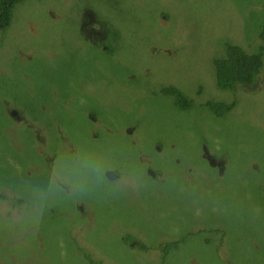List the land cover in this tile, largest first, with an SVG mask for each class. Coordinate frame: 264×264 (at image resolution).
<instances>
[{
    "label": "rangeland",
    "instance_id": "1",
    "mask_svg": "<svg viewBox=\"0 0 264 264\" xmlns=\"http://www.w3.org/2000/svg\"><path fill=\"white\" fill-rule=\"evenodd\" d=\"M89 14L111 28L100 47ZM263 29L264 0L16 4L0 28V207L26 202L60 150L103 155L134 187L50 207L25 244L0 230V264H264V65L225 89L214 64L226 44L256 53ZM209 102L235 107L218 118Z\"/></svg>",
    "mask_w": 264,
    "mask_h": 264
},
{
    "label": "clouds",
    "instance_id": "2",
    "mask_svg": "<svg viewBox=\"0 0 264 264\" xmlns=\"http://www.w3.org/2000/svg\"><path fill=\"white\" fill-rule=\"evenodd\" d=\"M173 99L175 104V98ZM12 109L14 108L9 111ZM44 130L47 128L44 127ZM113 170L107 157L89 149L58 151L56 159L51 160L41 185L26 187V202L18 205L5 203V206L0 207V230L11 234L17 244H25L38 234L44 222L45 212L50 207L82 200L100 190L115 191L134 187L126 185L123 180H110L106 173ZM0 199L3 201L2 196ZM151 254L159 258L158 251ZM112 262L105 259L106 264Z\"/></svg>",
    "mask_w": 264,
    "mask_h": 264
},
{
    "label": "trees",
    "instance_id": "3",
    "mask_svg": "<svg viewBox=\"0 0 264 264\" xmlns=\"http://www.w3.org/2000/svg\"><path fill=\"white\" fill-rule=\"evenodd\" d=\"M22 1L23 0H0V28H8L11 25L12 11L16 4ZM100 28H102L107 37L110 35L111 28L108 24L103 23L102 27ZM85 31L86 29L84 28V32ZM260 37L261 39H264V29L260 34ZM92 42L96 46H102L101 40L94 39ZM263 57V43L258 51L254 54H248L242 48H238L233 44H226L225 55L223 57L217 58L215 61L216 76L219 86L225 89H231L236 84H242L243 86H254L264 65ZM160 93L175 98V104L177 107L182 108L184 106V93L181 90L175 87H166L161 88ZM207 107L213 111L216 117L221 118L225 116L224 114H226L227 111H231L235 106L226 105L222 102H209ZM125 240L129 243L132 238L127 237ZM173 242L174 241H171L165 245H161L162 262H164L167 259L168 254L176 248L178 242ZM140 248L147 250L146 246H141ZM89 259L87 258L89 264H103Z\"/></svg>",
    "mask_w": 264,
    "mask_h": 264
},
{
    "label": "flooded vegetation",
    "instance_id": "4",
    "mask_svg": "<svg viewBox=\"0 0 264 264\" xmlns=\"http://www.w3.org/2000/svg\"><path fill=\"white\" fill-rule=\"evenodd\" d=\"M84 28L86 29L85 31L86 34L92 37L93 40L96 39V40H101V42H104L107 39L105 32L102 30V28L99 27L98 21L95 20L91 14H89V17L87 19V22ZM12 110H11L12 112L9 111V114H11L12 116H17V118L15 119L16 122H19L20 124L23 123V117L20 111L16 109H12ZM55 121H58V120H55ZM50 127H51L50 123L45 125V128L47 129H49ZM130 145L134 148L133 150L139 155L140 157L139 160L142 164H145L146 162H148L147 157H148L149 149H146L145 147H141L140 145H138V143L136 144L135 141L131 142ZM153 158L154 157H151L150 159H153ZM218 164H219L218 162L213 161V165L216 166ZM114 173H115L114 171H110L106 173V175L110 178V180L115 179V177L120 178L121 176L120 174L115 175ZM110 174L112 175V177L109 176ZM146 174L151 175L155 180L159 179V175L156 172H154L151 168H147ZM141 246H144V243L142 241H139L138 248H140ZM157 248H161V245L159 244L158 246H156L155 249ZM153 251L155 250L154 249L150 250L151 253Z\"/></svg>",
    "mask_w": 264,
    "mask_h": 264
},
{
    "label": "water",
    "instance_id": "5",
    "mask_svg": "<svg viewBox=\"0 0 264 264\" xmlns=\"http://www.w3.org/2000/svg\"><path fill=\"white\" fill-rule=\"evenodd\" d=\"M212 164H213V161H212ZM109 176H110V177H112V175H111V174H110ZM113 178H114V177H113Z\"/></svg>",
    "mask_w": 264,
    "mask_h": 264
}]
</instances>
